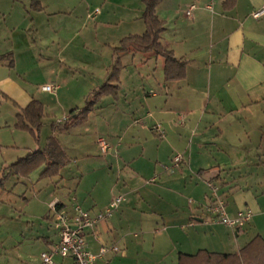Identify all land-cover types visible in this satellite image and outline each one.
Returning a JSON list of instances; mask_svg holds the SVG:
<instances>
[{"label": "crops", "instance_id": "1", "mask_svg": "<svg viewBox=\"0 0 264 264\" xmlns=\"http://www.w3.org/2000/svg\"><path fill=\"white\" fill-rule=\"evenodd\" d=\"M262 6L264 0H159L153 11L164 24L161 43L187 62L185 76L167 81L161 57L121 53L117 96H102L85 122L55 131L67 164L54 176L43 175L45 165L25 176L9 166L44 149L52 125L104 84L113 48L145 32L144 4L0 0V57L8 55L0 60V178L9 174L0 187V264H41L40 254L54 249L52 203L94 214L115 194L124 200L87 232L86 248L119 251L95 264H177L179 253H235L257 235L264 240V15L250 16ZM33 99L43 105L38 140L15 127ZM155 124L164 138L155 136ZM178 153L185 163L173 166ZM209 183L231 217L247 209L250 220L237 228L211 221L198 206Z\"/></svg>", "mask_w": 264, "mask_h": 264}, {"label": "trees", "instance_id": "2", "mask_svg": "<svg viewBox=\"0 0 264 264\" xmlns=\"http://www.w3.org/2000/svg\"><path fill=\"white\" fill-rule=\"evenodd\" d=\"M159 0H142L144 11L142 19L145 24V32L141 35H128L124 37L119 45L113 48V62L109 68L108 76L103 85L96 89L91 98L80 109L71 110L62 124L52 125L53 133L49 137L44 149L36 150L25 157L19 159L9 167L17 172L24 169L20 174L27 175L29 172L45 165L43 175L54 176L67 164L68 157L59 144L55 131H62L74 125L83 123L87 120L88 114L93 110L94 105L104 95L117 96L119 73L121 63L119 55L125 52H141L145 54H155L163 59V71L165 80L181 79L185 76L187 62L175 58L171 51L164 48L161 43L160 35L164 31V24L155 15L153 8ZM37 3V2H36ZM33 7L38 6L33 2ZM0 57V60L7 58ZM9 66H13L12 60ZM43 105L33 99L29 105L17 114L16 128L29 131L35 140H38V133L42 125ZM10 170V169H9ZM9 176L3 173L0 178V187ZM177 264H264V240L255 236L250 242L235 253H217L207 250H199L195 254L179 253Z\"/></svg>", "mask_w": 264, "mask_h": 264}, {"label": "built area", "instance_id": "3", "mask_svg": "<svg viewBox=\"0 0 264 264\" xmlns=\"http://www.w3.org/2000/svg\"><path fill=\"white\" fill-rule=\"evenodd\" d=\"M194 7V5L190 6L187 11L188 16L191 15ZM95 11H98V9ZM263 15L264 6L250 13V16L254 19H259ZM41 88L45 91L52 90L51 85H43ZM152 131L159 138L165 137V131L159 124L153 125ZM97 143L101 151L106 153L109 145L105 139L99 138ZM184 163L185 158L180 153L175 154L171 160L173 166H181ZM156 178V176L152 177L150 182L155 181ZM209 189L210 193L205 203L198 206L211 221L227 227L237 228L250 220L251 211L247 209L238 211L235 216L231 217L227 211L226 200L220 195L218 187L214 183H209ZM123 200L124 197L122 195L115 196L104 210L94 214L75 203L71 205L70 210L58 208L56 203H52V222L57 229L58 242L52 251H45L40 254L41 264H55L53 259L55 254L62 258H71L74 264H95L107 251L118 252L119 248L117 246L106 247L105 245H102L96 254L90 252L86 248V234L94 229L99 222L109 218Z\"/></svg>", "mask_w": 264, "mask_h": 264}, {"label": "rangeland", "instance_id": "4", "mask_svg": "<svg viewBox=\"0 0 264 264\" xmlns=\"http://www.w3.org/2000/svg\"><path fill=\"white\" fill-rule=\"evenodd\" d=\"M155 136H156L158 139H161V138H159L157 135H155ZM118 195H122V194H115L113 197L118 196ZM122 196H123V195H122ZM113 197H112V198H113ZM112 198H111V199H112Z\"/></svg>", "mask_w": 264, "mask_h": 264}]
</instances>
